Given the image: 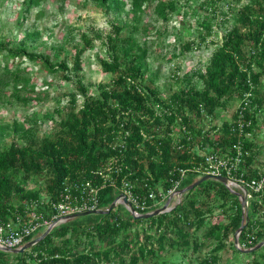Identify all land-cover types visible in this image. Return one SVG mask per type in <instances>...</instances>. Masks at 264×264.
Listing matches in <instances>:
<instances>
[{
  "label": "trees",
  "instance_id": "obj_1",
  "mask_svg": "<svg viewBox=\"0 0 264 264\" xmlns=\"http://www.w3.org/2000/svg\"><path fill=\"white\" fill-rule=\"evenodd\" d=\"M95 1L106 10L110 7L116 11L124 10V0ZM150 1L130 0V9L142 11ZM215 1L210 0L211 4ZM39 2L25 0V7L30 8ZM160 7L172 11L176 9V4L170 0ZM114 28L116 34L121 30L118 25ZM242 28L247 30L241 31ZM82 39L83 46L75 48L73 53L74 70L81 69L82 53L92 43V39L85 35ZM105 42L109 59L101 60V67L104 72L116 74V77L109 84L98 86L96 96L88 94L87 86L78 76L66 73L68 66L65 62L52 65L42 56L28 53L25 49L1 53L4 47L0 45L4 60L0 85L11 82L16 90L13 93L22 102H27L28 98L20 97L17 86L26 88L28 77L21 72L19 63L11 66L9 60L23 56L31 61H42L49 72L62 70L63 78L73 80L75 89L83 96L82 104L75 109L73 106L77 97L75 93H70L72 108L61 115L51 137L35 136L29 129H24L23 123L15 122L14 130L22 129L27 141L23 146L11 142L5 149L0 145V219H8L17 210H22L29 199L39 198L38 191H28L21 184L30 176L46 175L47 196L49 201H55L64 190L66 180L91 179L95 184H101L102 179L95 172L111 159H114L111 175L117 183L123 177L134 181L136 177L144 176L147 179L138 182L144 192L158 182L169 186L165 179L174 166L188 170L193 164L201 162L203 155L197 148L223 153L242 139L243 148L250 151L245 166L255 158L259 162L255 155L257 149L253 141L245 138V133L256 124V112L264 109V94L260 93L264 70V0L246 4L238 12L236 24L225 34L221 45L212 53L205 72L200 75L203 78L202 88H182L165 101L159 98L156 89L143 84L146 48L133 35L115 37L110 33L106 35ZM246 45L250 47L245 52ZM189 46L186 45L187 48ZM253 63L262 72L254 71ZM235 97L243 100L233 114L234 120L224 122L218 128L213 126L211 130L218 131L216 138L212 139L209 131L195 127L191 113L198 117L215 115L217 109L225 108L228 101ZM156 103L172 112L157 114ZM239 112L244 122L241 131L238 126ZM175 129L178 135H174ZM119 133L125 139L123 146L116 143ZM194 176L197 175L189 173L180 188L195 181ZM135 191H138L137 187ZM194 191L199 198L190 196ZM210 192L217 196L216 201L207 196ZM116 196L113 186L106 183L98 191L99 207L107 208ZM216 208L224 212L226 221L208 226L203 232V237L213 245L202 263L218 264V253L227 247L226 241L242 220L239 199L218 180L201 182L186 191L183 197L181 195V201L169 211L147 219L134 218L127 210L121 216L118 209H111L106 214L74 217L54 226L42 241L29 249L28 255L37 264H139L145 256L154 257L157 250L163 251L166 247L187 250L190 246L197 249L208 244L197 236H191L190 231L205 227L210 222L207 215H211ZM140 223L158 231L157 248L150 234H145L144 242L139 241V233L134 226ZM251 223L249 220L239 234L240 240ZM254 234L256 239L253 244L264 239L260 231ZM55 238H59L57 243ZM228 246L237 250L233 240ZM122 253L128 255V259ZM251 255L254 256L251 264H264V246L251 252ZM15 257L21 260L23 254H15ZM0 264H9L4 252H0Z\"/></svg>",
  "mask_w": 264,
  "mask_h": 264
},
{
  "label": "rangeland",
  "instance_id": "obj_2",
  "mask_svg": "<svg viewBox=\"0 0 264 264\" xmlns=\"http://www.w3.org/2000/svg\"><path fill=\"white\" fill-rule=\"evenodd\" d=\"M130 0H124V10L116 11L112 7L108 10L95 0H40L38 5L25 7V0H0V45L5 53L9 50L25 49L28 53H35L47 59L52 65L65 62L70 76H78L87 86L88 94L96 96L98 86L109 84L116 74L102 70L101 60H108L105 37L112 34L115 37L133 35L141 46L146 48L144 58L143 84L149 85L158 92L162 100H167L172 94L186 87L201 89L203 78L212 53L221 45L225 34L236 24L238 12L246 4H254L255 0H173L175 10L162 9L160 5L170 0H151L144 6V10L130 9ZM207 24L208 26H206ZM121 30L116 34L114 26ZM247 30L242 28L241 31ZM30 33V35H28ZM92 39L91 46L82 53L81 69L73 68V53L75 48L83 46L82 36ZM117 35V36H116ZM189 44V48L186 45ZM249 45L244 51L249 50ZM4 60L0 54V74ZM19 63L21 72L28 77L26 88L17 86L20 97H27L22 102L13 93L12 84L0 85V137L1 148L5 149L11 142L20 146L26 143V134L22 129L14 130L15 122L23 123L24 129H29L35 136H53L61 115L72 108L69 101L70 93H75L77 101L73 108L80 107L83 96L75 89L73 80L63 78V71L49 72L42 61H31L26 56L9 60L11 66ZM254 71L262 69L252 64ZM260 93L264 94V70L261 75ZM243 98L230 99L225 108L216 110L215 115H194L195 127L209 131L214 139L218 136L213 126L221 127L224 122H232L233 114ZM256 124L247 132L245 138L253 141L257 149L255 155L264 159V109L255 114ZM177 128V125L175 126ZM178 135V130H174ZM201 177V176H200ZM198 176H194L195 181ZM207 180H215L212 178ZM194 182V181H193ZM46 175L30 176L22 186L28 191H38L39 197L47 196ZM191 184V183H190ZM185 187V186H184ZM190 196L199 198L197 191ZM212 200L217 196L212 192ZM183 197V194H182ZM175 198L171 200L173 205ZM114 210L126 214V209L117 205ZM170 210V209H169ZM168 210V211H169ZM250 215L253 214L251 207ZM82 217V216H80ZM210 221L205 227L192 229L191 236L208 242L194 249L165 248L157 250L154 257L145 256L139 264H204L213 243L203 237V232L214 224L226 221L224 212L216 208L207 215ZM82 219V218H81ZM69 221V220H66ZM62 221L59 224L65 223ZM58 224V225H59ZM139 233V241H145V234H150L154 247L157 248L156 239L158 231L155 227H148L145 223L134 226ZM234 239V233L226 241L227 247L219 254L218 264H251L253 255L250 253L232 250L228 245ZM59 238H55L57 243ZM212 242V241H211ZM4 252L9 264H37L28 255L29 249L22 253L23 258L18 260L15 254ZM122 256L128 259V255ZM110 264H115L114 262Z\"/></svg>",
  "mask_w": 264,
  "mask_h": 264
},
{
  "label": "built area",
  "instance_id": "obj_3",
  "mask_svg": "<svg viewBox=\"0 0 264 264\" xmlns=\"http://www.w3.org/2000/svg\"><path fill=\"white\" fill-rule=\"evenodd\" d=\"M155 109H157L156 112L159 115L172 112L171 109L163 107L160 103H156ZM243 125L242 113L239 112L238 126L240 131ZM121 135L119 133L116 137V143L123 146L125 139ZM240 140L242 139L233 143L223 153L210 152L196 147L203 155L201 162L193 164L188 170L174 166L165 179L169 186L158 182L155 183V187L149 188L147 192H144L142 184H138L139 181L147 179L144 176L142 178L136 177L134 181L123 177L118 184L111 175L112 161L114 160L111 159L105 167L95 172L102 179L101 184H95L91 179L77 182L66 180L64 190L57 200L49 201L48 196L31 198L25 203L22 210H17L8 219H0V247L7 249L20 248L28 241L39 236L52 223H55L56 226L62 221L69 220L67 217L72 214L101 209L99 207L98 191L106 183L113 186L117 196L120 194L125 196L128 203L138 214L162 207L170 197L166 207L169 210L181 201V196L177 194V190L180 189L182 181L191 173L197 176L220 175L229 179L230 189L238 193V195H235L241 205V222L245 223V226L249 220L252 222L250 228L245 231L243 239L240 240L238 235V247L242 250L251 248L255 245L253 244L256 239L254 233L260 231L264 234V159H258L257 157L259 162H256L255 158L246 167L245 163L250 151L243 148ZM176 172H179L178 177ZM135 187L138 191H135ZM242 196L245 197L244 203H242ZM174 198L175 201L170 206V202ZM118 201L117 205H121L127 210L122 203V197ZM250 207L253 212L251 215L249 213Z\"/></svg>",
  "mask_w": 264,
  "mask_h": 264
},
{
  "label": "water",
  "instance_id": "obj_4",
  "mask_svg": "<svg viewBox=\"0 0 264 264\" xmlns=\"http://www.w3.org/2000/svg\"><path fill=\"white\" fill-rule=\"evenodd\" d=\"M209 178H212V179H215V180H218L220 181L222 184H224L231 192H233L234 194H237L236 192L232 191L229 187V179L224 177V176H220V175H203L201 176L200 178H198L196 181L192 182L191 184L185 186V187H182L180 189L177 190V194L179 196H181L182 194H184L186 191H189L191 190L192 188H194L195 186L199 185L201 182H203L204 180L206 179H209ZM122 197V203L123 205L127 208L128 212L131 214L132 217L134 218H140V219H147V218H150V217H154V216H157L163 212H166L168 211L166 209L169 201H170V197L167 199V201L164 203V205L162 207H159L157 209H154L150 212H145V213H142V214H138L135 209L128 203V201L126 200L125 196L123 195H118L110 204L107 208H104V209H95V210H90V211H83V212H79V213H75V214H72L70 216H68L67 218L68 219H72L74 217H79V216H85V215H90V214H106L108 213L111 209H113L117 203L119 202L118 199ZM245 201V197L242 196V203H244ZM55 226V223H52L51 225H49V227H47L39 236H37L36 238L28 241L27 243H25L22 247L20 248H17V249H7V248H3V247H0L1 250H4V251H8V252H12V253H22L24 252L25 250L31 248L33 245L39 243L40 241L43 240V238L53 229V227ZM245 227V223L241 222V224L239 225V227L236 229V231L234 232V239H233V244L234 246L239 249L238 247V235L242 232V230L244 229ZM262 246H264V239L261 240L260 242H258L257 244H255L253 247L251 248H248V249H239L241 251H244V252H247V253H250V252H253L257 249H260Z\"/></svg>",
  "mask_w": 264,
  "mask_h": 264
}]
</instances>
